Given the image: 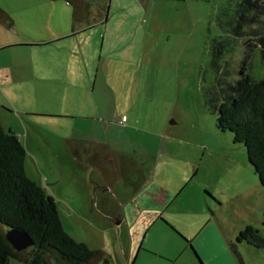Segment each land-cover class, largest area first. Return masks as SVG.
<instances>
[{"label": "rangeland", "instance_id": "obj_1", "mask_svg": "<svg viewBox=\"0 0 264 264\" xmlns=\"http://www.w3.org/2000/svg\"><path fill=\"white\" fill-rule=\"evenodd\" d=\"M78 1L82 9L85 1ZM238 1L112 2L105 23L95 24L106 6L92 5L89 19L83 10L74 21L64 0H0L8 17L0 19V47L18 45L0 51V124L23 145L27 177L54 198L76 241L125 264L129 225H114L113 206L102 210L93 188L102 177L110 179L112 204L133 190L118 171L110 177L111 167L97 153L99 141L138 162L148 181L140 194H178L165 215L184 225L185 234H197L195 244L204 254H211L208 237L236 245L248 225L264 236V187L245 146L216 126L207 95L222 87L223 79L234 84L243 78L240 72L254 80L264 77L259 43L219 25ZM122 8L127 15L115 12ZM73 28L82 30L53 45L27 47ZM216 42L226 49L217 71L211 64ZM126 214L133 221L135 213ZM194 224L205 228L199 233ZM0 231L7 229L0 224ZM166 234L156 224L141 237L143 249L173 262L166 256L180 254L183 244L172 236L166 237L168 244L160 241ZM227 250L232 264H264V250L247 242L237 244L236 255ZM183 259L193 264L185 253L174 264H184ZM142 263L167 264L140 252L133 264ZM7 264L23 263L9 259Z\"/></svg>", "mask_w": 264, "mask_h": 264}, {"label": "trees", "instance_id": "obj_2", "mask_svg": "<svg viewBox=\"0 0 264 264\" xmlns=\"http://www.w3.org/2000/svg\"><path fill=\"white\" fill-rule=\"evenodd\" d=\"M65 1L72 6L74 21L82 17L83 10L85 18L89 19L92 5L101 4L104 10L107 2L82 0L85 2L80 9V1ZM2 14L0 9V16ZM219 25L235 37L254 38L264 53V0H239L224 11ZM253 25L256 27L250 28ZM225 51L223 43L214 44L211 64L215 71L220 68L219 60ZM240 74L244 77L234 84H224V79L222 82L218 79L221 82L218 86L222 87L207 94L208 102L216 114V126L221 131L231 132L234 142L245 146L248 162L264 187V77L254 80L249 74ZM25 155L17 136L11 130L5 131L0 124V224L6 229L26 232L33 241L32 247L16 251L0 231V264H7L9 259L23 264H98L99 261L112 264L101 251L91 249L68 234L54 198L27 177ZM241 241L264 250V236L250 225L238 233L236 243Z\"/></svg>", "mask_w": 264, "mask_h": 264}, {"label": "crops", "instance_id": "obj_3", "mask_svg": "<svg viewBox=\"0 0 264 264\" xmlns=\"http://www.w3.org/2000/svg\"><path fill=\"white\" fill-rule=\"evenodd\" d=\"M52 1H56V0H52ZM131 1H136V0H111L110 4H112V2H131ZM124 11L125 10L122 8L121 10L115 11V12L117 13L122 12L123 14H125ZM129 12L130 11H128V13ZM2 15L4 16L1 17ZM2 15L0 16V19H5L7 21L8 17L5 15V13ZM125 15H127V13ZM130 15H134V14H130ZM103 17H104V12H103ZM103 17H102L101 22H98L95 24H104L105 21L103 20ZM93 25L94 24H92L91 26ZM111 29L116 31V28L111 27ZM81 30L82 29L80 28L78 29L73 28L67 34H61L57 36L52 35L48 39L32 40L30 42L31 44H27V47L40 48V47H44L48 45H53V44L59 43L61 40L76 36L78 33H80ZM11 43H14V42H11ZM7 44L10 45L9 43ZM7 44H2L1 45L2 47H0V51L10 46H18V45L13 44L10 46L3 47V45H7ZM3 80L4 79L0 77V81H3ZM5 80H7V78ZM68 145H71V144L69 143ZM96 145H99L102 147V150L100 149V151L97 152L101 158V162L103 161L109 166V168L111 167L110 169H111L112 174L110 173V177L112 175V177L115 178L114 172L115 170L118 171L123 177L124 181L126 182L125 184L126 187L127 186H129L130 188L132 187V190H133L130 195H128L127 197L121 198L120 202H117L116 204H112L110 201V197L111 196L114 197V195L112 194V190L109 185L110 179H104L102 177L101 182H99V184L96 183V185L93 188L94 195L99 197V200H100L99 206L101 207L102 210L109 206H113V210L115 211V213L112 214L114 216L113 222L120 220L119 224H116L114 222V225L116 227H119L123 225L125 222L127 225H129L131 242H130V245L128 246L129 248L128 255L126 259L124 258L125 264H130L132 257H134L132 259L133 261L132 264H133L136 261V259H138V255L140 252H144L146 254L160 258L166 261L167 264H174L175 259L181 258L183 256V253L187 254L188 259H190L191 262H193V264H232V262H234L232 257L229 255L227 248L229 247L232 253L235 254L236 252H234V249L232 246H235V249H236L237 244H240L241 242L236 243V245H232L228 240H226L225 241L226 245H225L224 242L218 239L217 237H208L206 241L208 245L211 246V250H210L211 254L210 255L204 254L203 252L198 250L197 249L198 246H196L195 244L198 241L197 240L198 235L196 234V236L195 235L189 236L190 234L189 235L185 234L184 231L186 229H184V225L172 223L171 221L167 219L165 215L166 214L165 211L170 207V205L178 197V194L173 195L171 194V192L169 193L166 192L165 194H163V196L158 195L159 198H157L158 196L155 197L156 195H154L155 193L154 191L152 194L149 191H146L147 192L146 194L145 193L140 194L141 190L143 189L145 185H147L148 181L146 180L144 172L142 168L139 166L138 162L132 159L130 156H124V155H121V153L120 154L117 153L115 148H113V145L110 142L102 143L99 141V142H96ZM108 193H110V197L109 195H107ZM126 210L130 211V215H132L131 212L135 213L133 221H131L130 223L128 222ZM131 224L133 225L130 227ZM156 224H159L161 227H163L165 232L168 233L164 235V237H161L163 235L161 234L160 236L161 238L159 239L160 241H164L168 244V240H167L168 238L166 237L172 236V237L179 238L178 240H180V242L183 244L182 252L180 254L174 251V252H171L172 256H166V257H170V259H173L174 260L173 262L169 261V259L165 258L164 256L156 254L155 252L143 249V241L141 240V237H147L148 233L150 234L151 229ZM194 226L197 227L196 228L197 231L198 229H200V225L194 224ZM204 228L205 227L203 226L200 229L199 233H201V231ZM185 237L190 238L191 240H188ZM79 242H82V241H79ZM99 251H101L104 257H106L108 261L112 262V264H120L116 260L115 257L105 253L102 250H99ZM183 260L185 264L186 260L185 259ZM98 263L103 264L102 261H99Z\"/></svg>", "mask_w": 264, "mask_h": 264}, {"label": "water", "instance_id": "obj_4", "mask_svg": "<svg viewBox=\"0 0 264 264\" xmlns=\"http://www.w3.org/2000/svg\"><path fill=\"white\" fill-rule=\"evenodd\" d=\"M110 1L111 0H107V5L103 17L104 21H106L107 18ZM114 222L116 224H119L120 220ZM5 238L16 251H22L33 246L31 237L26 232L20 229H7V231L5 232Z\"/></svg>", "mask_w": 264, "mask_h": 264}]
</instances>
